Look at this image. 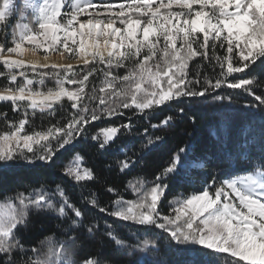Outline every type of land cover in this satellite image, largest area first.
I'll list each match as a JSON object with an SVG mask.
<instances>
[{
    "label": "snow or ice",
    "instance_id": "snow-or-ice-1",
    "mask_svg": "<svg viewBox=\"0 0 264 264\" xmlns=\"http://www.w3.org/2000/svg\"><path fill=\"white\" fill-rule=\"evenodd\" d=\"M40 50L45 53L43 63L37 58ZM50 52L77 64L48 63ZM25 54L35 59L19 58ZM197 57L208 67H218L219 74L190 75L189 62ZM0 65V78L7 81L0 87V102H10L18 117L9 123L3 114L7 127L0 130V183H6L9 173L19 180L17 170L37 163L50 167L65 152L87 143L95 121L107 126L90 136V146L108 152L121 132L133 128L131 117L116 122L125 118V110L143 114L172 102L183 105L186 99L211 96L223 109L218 123L230 127L227 112L233 97L221 94L226 88L251 97L245 107L257 110L264 120V0H23L22 5L0 0ZM47 80H54L55 86L47 87ZM64 100L70 105L66 116L27 130L31 115H51L54 105ZM177 111L183 114L185 108ZM171 120L166 116L151 127L167 126ZM161 140L149 135L142 147L151 151ZM251 143L244 138L236 146L244 167L222 173L223 179L213 176L201 189L170 201L167 212V179L180 174L186 147L172 153L150 187L129 181L135 199H124L108 186L107 192L117 197L111 207L101 206L95 194L85 198L86 204L145 232L166 234L183 257L181 264H216L221 254L230 258L226 264H264V124L258 156L250 155ZM129 144L134 146V141ZM142 156L125 155L118 161L120 172L135 167ZM83 162L77 152L64 174L77 183L95 180L94 170L82 168ZM33 210L66 220L63 238L46 235L27 247L29 241L19 233L28 228ZM84 215L60 184L6 195L0 203V264H112L90 251L77 258ZM97 230L96 224L86 226L87 233ZM106 233L118 250L135 247L143 252L157 244L141 239L135 246L126 245L111 225Z\"/></svg>",
    "mask_w": 264,
    "mask_h": 264
},
{
    "label": "trees",
    "instance_id": "trees-1",
    "mask_svg": "<svg viewBox=\"0 0 264 264\" xmlns=\"http://www.w3.org/2000/svg\"><path fill=\"white\" fill-rule=\"evenodd\" d=\"M124 0H109L112 3L122 2ZM18 3H23L18 0ZM0 70H3L0 65ZM190 75L197 72L209 75H218L219 68L207 66L206 61H202L199 57L189 62ZM120 74L124 73V69L118 70ZM255 71H260L256 69ZM240 76L242 74H233ZM7 81L0 78V87ZM47 87H54V80L46 81ZM91 85L86 88V92L90 91ZM221 94H231L233 102L227 115L230 118V127L218 123L220 113L223 109H219L218 102L214 101L211 96L207 99L196 98L195 100L186 99L183 105L172 102L170 105H163L155 110H145V113H136L133 110H125L127 115L123 120L116 122H127L131 117L133 128L131 131L121 132L118 138H115L108 152L100 153L90 145V136L95 134L100 128L107 126L99 121L93 122L97 127H89V139L87 143H81L71 152H65L62 157L55 160L50 167L37 163L30 169L17 170L21 172L22 178L15 179L14 173H9L6 183H0V203L4 202L6 195L12 194L17 190L28 191L33 187H40L46 184L49 189H54L56 184H60L65 188L71 200L85 211L84 225L85 230L82 232V239L77 243L82 248H77V258L80 255L88 253L99 255L102 260L111 261L112 264H129L130 261L135 264H181L183 257L178 253L177 246L170 244L166 239V234L159 230L145 232L139 226L132 222L120 221L117 218L109 217L101 214L98 209L93 208L90 204H86L85 198H91L95 194L96 199L101 206L111 207V201L117 197L107 192L108 186L115 187L124 199H135L136 194L129 187V181L145 182L147 186H151V182L155 179L156 173L166 166L170 156L179 147L188 148L187 154H182L183 165L179 175L173 174L168 177L167 195L163 199V210L168 211L170 201L199 190L206 182H211L213 176L223 179L222 173H228L232 169L245 166V161L236 151V146L244 138L249 139L252 143L249 146V153L253 157L258 156L260 152L259 143L261 138V125L264 120L260 118L257 110L246 108V103L251 100L241 90L224 89ZM227 103V102H225ZM179 106L185 108V113L181 114L177 111ZM55 113L49 115L47 112L41 113L37 111L30 116V126L28 131L31 132L35 127L39 130L47 127L50 122L60 120L70 111L69 103L64 100L62 104L54 105ZM9 117V123L18 118L17 113L12 111L10 102H0V130L7 127L3 114ZM166 116H171L172 120L167 126L152 129V124H158ZM148 132L145 133L144 129ZM160 136L162 138L158 146L147 151L142 147L146 144L147 137ZM134 141V146L129 144ZM79 152L84 159L81 167H88L94 170L95 180L76 181L70 179L63 172L66 166H72L75 154ZM136 152L137 156L143 153L142 159L135 167L121 173L118 161L124 159L125 155H131ZM244 174V173H236ZM61 227L57 228L56 225ZM67 221L55 217L50 212H39L33 210L31 214V222L26 229H21L19 236L21 239L29 241L27 247L38 243L46 235H54V237H62L63 228ZM96 224L98 230L94 233H87L86 226ZM111 225L114 234L125 241L126 245L139 243L141 239H151L157 242L155 247H150L141 252L138 248L133 247L130 251L127 247L117 249L106 233V229ZM76 233L74 232L73 235ZM230 259L227 254H221L216 258V264H226V260Z\"/></svg>",
    "mask_w": 264,
    "mask_h": 264
},
{
    "label": "bare ground",
    "instance_id": "bare-ground-1",
    "mask_svg": "<svg viewBox=\"0 0 264 264\" xmlns=\"http://www.w3.org/2000/svg\"><path fill=\"white\" fill-rule=\"evenodd\" d=\"M50 56V60L48 61V63H64V64H67V63H71L73 65H76L77 64V61L74 59V60H69V59H65L63 57H61L59 55V53H53ZM21 59H24L26 62L28 60H31V59H35L34 57H31L30 55L28 54H25L24 56L22 57H19ZM41 63L45 62L44 61V55H41L38 53V57H37Z\"/></svg>",
    "mask_w": 264,
    "mask_h": 264
},
{
    "label": "rangeland",
    "instance_id": "rangeland-1",
    "mask_svg": "<svg viewBox=\"0 0 264 264\" xmlns=\"http://www.w3.org/2000/svg\"><path fill=\"white\" fill-rule=\"evenodd\" d=\"M22 2H23V0H22ZM122 2H124V1H122ZM118 3H121V2H118ZM21 5H22V3H21ZM16 18H18V13H17V17ZM86 17H81V19H85ZM13 23H15V20H13L12 21ZM9 31H10V29H9ZM39 54H41V55H45V53L43 52V50H40L39 52H38ZM51 54H53V53H48V55H51ZM65 55H67V54H65ZM71 60H74V59H71Z\"/></svg>",
    "mask_w": 264,
    "mask_h": 264
},
{
    "label": "water",
    "instance_id": "water-1",
    "mask_svg": "<svg viewBox=\"0 0 264 264\" xmlns=\"http://www.w3.org/2000/svg\"><path fill=\"white\" fill-rule=\"evenodd\" d=\"M19 79V78H18Z\"/></svg>",
    "mask_w": 264,
    "mask_h": 264
}]
</instances>
